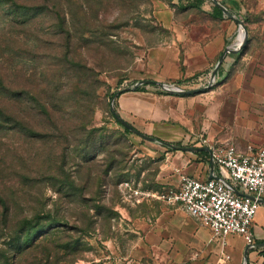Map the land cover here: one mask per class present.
Instances as JSON below:
<instances>
[{"label":"rangeland","instance_id":"1","mask_svg":"<svg viewBox=\"0 0 264 264\" xmlns=\"http://www.w3.org/2000/svg\"><path fill=\"white\" fill-rule=\"evenodd\" d=\"M187 1L0 0V264L133 257L126 217L162 201L163 165L193 151L127 133L112 105L180 147L264 146V0H220L222 18ZM143 80L161 87L129 94L126 119Z\"/></svg>","mask_w":264,"mask_h":264},{"label":"crops","instance_id":"2","mask_svg":"<svg viewBox=\"0 0 264 264\" xmlns=\"http://www.w3.org/2000/svg\"><path fill=\"white\" fill-rule=\"evenodd\" d=\"M230 51H233L232 47L228 53ZM217 77L222 79L223 73L219 76L216 73L215 78ZM145 92L147 91L128 92L127 95L122 93L124 96H121L120 111L126 119L135 116L133 113L137 112L136 107L125 106L129 94L141 97ZM259 146L263 145L257 147ZM199 147L208 149H190L193 151L190 155L178 154L174 159L169 158L163 165V169L167 171L162 172L160 179L173 180L171 186L177 185L179 174L176 170L201 179L224 177L221 169L213 163L209 147L199 144L194 148ZM246 149L239 147L241 151ZM202 156L206 159H202ZM239 192L251 195L241 190ZM146 202L136 216L126 217L131 220L134 226L132 230L137 235V242L131 253L133 257L129 258L128 264H249L254 259L260 261L264 250V202L261 201L253 225L255 246L248 245L244 237L238 234H229L224 240L215 239L209 227L179 205H169L164 201ZM144 208L145 212L142 211Z\"/></svg>","mask_w":264,"mask_h":264},{"label":"built area","instance_id":"3","mask_svg":"<svg viewBox=\"0 0 264 264\" xmlns=\"http://www.w3.org/2000/svg\"><path fill=\"white\" fill-rule=\"evenodd\" d=\"M208 147L224 177L201 179L181 174L177 185L153 195L169 205L181 206L209 227L215 239L238 234L248 245L255 246L253 225L264 198V146L249 145L245 151L228 143ZM125 184L130 186L129 182ZM130 188L132 197L152 194Z\"/></svg>","mask_w":264,"mask_h":264},{"label":"water","instance_id":"4","mask_svg":"<svg viewBox=\"0 0 264 264\" xmlns=\"http://www.w3.org/2000/svg\"><path fill=\"white\" fill-rule=\"evenodd\" d=\"M215 5H217L218 7H220L225 14H230V10L229 8L220 0H211ZM235 20L237 22H239L240 24H243V21L234 17ZM244 37L245 39L247 38V30L245 28V34H244ZM231 46L227 47L225 49V51L223 52L220 60H219V63L218 65L216 66L215 70H214V73H213V76L215 77L216 76V73H217V69L218 67L223 63L228 51L230 50ZM153 80H143L141 81V83H138V84H143V83H148V82H152ZM181 92H187V91H181ZM111 111L114 113V115L117 117V119H120L122 121V123L129 127L130 129H132L135 133H137L138 135L142 136L143 138L149 140V141H157V138L152 136V135H149V134H146V133H143L141 131H139L138 129H136L131 123H129L127 120H125L123 117H121L120 113L116 110L115 106L112 105L111 107ZM167 143V142H166ZM169 146H171L172 148H182L184 150H188V149H196V150H205V149H208L207 147H199V148H189V147H178V146H174L172 143H167ZM245 196L247 197H250L252 199H254L255 197L252 196V195H247V194H244ZM262 202H264V199L261 200ZM248 257V256H247Z\"/></svg>","mask_w":264,"mask_h":264},{"label":"trees","instance_id":"5","mask_svg":"<svg viewBox=\"0 0 264 264\" xmlns=\"http://www.w3.org/2000/svg\"><path fill=\"white\" fill-rule=\"evenodd\" d=\"M205 1L206 0H188L187 1V4H188L189 7H198L199 8V7H201L204 4ZM183 2H184V0H183ZM234 3L237 4V2H235V1H234ZM213 13H214V15L216 17H219V18H222V17L225 16L224 11L220 7H218L217 5H215V4L213 6ZM150 85H156V86H160L161 87V85L158 82L152 81V82L143 83L141 85H138L136 87V90H138V91H147V87L150 86ZM0 114L2 115V111L1 110H0ZM117 121L124 126V129H125V131L127 133L133 132V130L130 129L129 127L125 126L120 119H117ZM158 141H160L161 143H163L166 147L171 148V146H169L165 141H162L160 139H158ZM173 145L174 146H179L177 144H173ZM197 152L198 153H206L205 151H197ZM262 252L264 253V250Z\"/></svg>","mask_w":264,"mask_h":264}]
</instances>
